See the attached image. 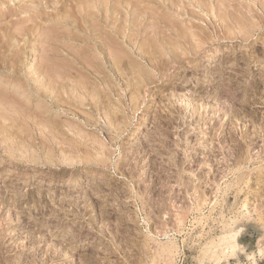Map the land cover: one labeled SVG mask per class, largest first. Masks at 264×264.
Masks as SVG:
<instances>
[{"label":"rangeland","instance_id":"rangeland-1","mask_svg":"<svg viewBox=\"0 0 264 264\" xmlns=\"http://www.w3.org/2000/svg\"><path fill=\"white\" fill-rule=\"evenodd\" d=\"M0 100V264H264V0H0Z\"/></svg>","mask_w":264,"mask_h":264},{"label":"bare ground","instance_id":"bare-ground-1","mask_svg":"<svg viewBox=\"0 0 264 264\" xmlns=\"http://www.w3.org/2000/svg\"><path fill=\"white\" fill-rule=\"evenodd\" d=\"M68 68H69V67H68ZM79 76H80V75L78 74V77H79ZM80 78H81V77H80ZM42 80H43V79H42ZM25 81H26V80H25ZM19 82H20V81H19ZM97 82H99V81H97ZM68 83H69V82H68ZM1 85H2V84H1ZM13 85H14V83L11 84V86H13ZM26 85H27V84H26ZM28 85H29V84H28ZM28 85H27V86H28ZM16 86H17V85H16ZM18 87H19V86H18ZM28 87H30V86H28ZM37 87H38V86H37ZM11 88H12V87H11ZM14 88H15V87H14ZM16 88H17V87H16ZM25 88H26V87H25ZM17 89H18V88H17ZM27 90H28L27 92L30 91L29 88H28ZM20 91H21V90H20ZM23 92H24V91H23ZM17 93H18V90H17ZM29 93H30V92H29ZM31 93H32V92H31ZM31 93H30V94H31ZM32 94H33V93H32ZM19 95H20V94H19ZM34 95H35V94H34ZM64 95H65V94H64ZM105 96H106V95H105ZM36 97H37V95H36ZM71 97H72V96H71ZM37 98H38V97H37ZM83 98H84V97H83ZM103 98H104V96H103ZM105 98H106V97H105ZM3 99H4V98H3ZM84 99H85V98H84ZM4 100H5V99H4ZM4 100H3V102H4ZM6 100H8V101H6ZM6 100H5V101L8 103L10 99H6ZM67 100H68V99H67ZM70 100H71V99H70ZM78 100H79V99H78ZM0 101H1V100H0ZM72 101H73V100H72ZM83 101H84V100H83ZM12 102H13V101H12ZM12 102H11V103H12ZM0 103H1V102H0ZM11 103H10V104H11ZM2 105H3V104H2ZM5 105H6V104H5ZM13 105H14V103H13ZM50 105H51V104H50ZM3 106H4V105H3ZM16 106H17V105H16ZM4 115H5V114H4ZM5 116H6V115H5ZM15 116H16V115H15ZM5 120H6V119H5ZM82 124H84V123H82Z\"/></svg>","mask_w":264,"mask_h":264}]
</instances>
